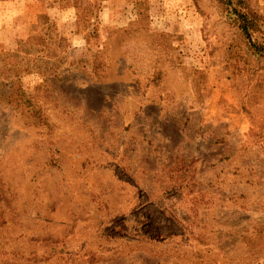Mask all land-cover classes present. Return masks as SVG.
<instances>
[{
    "label": "rangeland",
    "instance_id": "rangeland-1",
    "mask_svg": "<svg viewBox=\"0 0 264 264\" xmlns=\"http://www.w3.org/2000/svg\"><path fill=\"white\" fill-rule=\"evenodd\" d=\"M55 2H76L50 20L60 43L41 44L40 18L33 44H0L33 54L0 61L45 110L33 124L0 108L4 254L15 243L33 247V264H264L260 118L228 104L229 68L209 54L216 24L193 0ZM58 64L69 71L54 78ZM145 226L171 237L139 242L131 233ZM206 248L208 262L195 255Z\"/></svg>",
    "mask_w": 264,
    "mask_h": 264
},
{
    "label": "trees",
    "instance_id": "trees-1",
    "mask_svg": "<svg viewBox=\"0 0 264 264\" xmlns=\"http://www.w3.org/2000/svg\"><path fill=\"white\" fill-rule=\"evenodd\" d=\"M193 4L198 14L203 17L206 27L209 24V28H212L216 24L219 30L217 31L216 38L211 41L212 45L209 49V54L212 55L217 51L218 54L216 56L223 57L229 68L232 100L228 104L235 112L260 118L257 130L258 142L264 143V114L257 116L259 111L264 110V84L260 79L261 74L264 73V5H260L258 0H193ZM68 6L76 7V2L70 3ZM40 18L44 19L45 24L48 23V25L43 26L45 31L41 38V44L50 49L53 44H57L56 41L60 43V40H63V38L59 35L56 27L50 23L46 14H40L38 17V22L42 24V21L39 20ZM39 23L33 27V31L38 29ZM50 28L55 32L54 34ZM258 33L261 34L259 35ZM155 35H157V32ZM158 35L166 34L158 33ZM203 38L205 41L207 40L206 32H203ZM26 42L33 44L31 38L27 39ZM18 50L16 49L11 52L0 47V56L4 55L5 61L8 58L9 63L14 60L11 65L16 64L19 60L24 62V64H31L33 54L29 50H25L23 55H17ZM176 51L180 55L182 54V50L177 49ZM43 55L51 58L47 53ZM52 56L56 57L60 63L64 59L58 53ZM170 60L173 62L176 61V58H171ZM1 64L0 61V108L10 110L11 114L19 113L22 115V118L28 119L35 124L36 120L44 115L45 110L38 106L34 94L26 92L21 84L14 79L11 75L12 68H3L5 65L2 66ZM177 65H182V62H178ZM128 66L130 67V65ZM196 68L192 66L191 69L188 68V77L192 74L198 77V73L195 72L198 71ZM9 70L10 74L8 75L6 72ZM68 71V68L65 70L61 67V64H58L56 67H53L51 76L57 78L61 73ZM132 71L136 74L134 70ZM167 74L165 70L159 67L157 70H152L150 78L154 85L160 86L162 79L166 78ZM141 81L135 80L136 85L141 91H145ZM45 82L48 83L49 80L47 79ZM196 82V87L200 91V80ZM8 187L9 183L5 181V178L2 179V172L0 171V200L7 197ZM3 211L4 206L0 204V230L5 223ZM146 226L143 227L145 231L131 233V235L138 239L139 242L141 240H167L168 237H171L169 233L163 234L157 231H153L154 233L150 234L147 231L151 229H147ZM0 239H2L1 236ZM211 251L213 250L210 248H206L205 250L198 249L195 255L205 257L206 262H208L207 253ZM0 264H33V247L29 246L25 248L24 245L12 243L11 251L4 254V248L0 246Z\"/></svg>",
    "mask_w": 264,
    "mask_h": 264
},
{
    "label": "crops",
    "instance_id": "crops-1",
    "mask_svg": "<svg viewBox=\"0 0 264 264\" xmlns=\"http://www.w3.org/2000/svg\"><path fill=\"white\" fill-rule=\"evenodd\" d=\"M56 4L55 0H0V44L15 47L17 39L27 37L38 23L40 14L53 21L55 14L61 18L59 11L76 12L72 6L54 7Z\"/></svg>",
    "mask_w": 264,
    "mask_h": 264
}]
</instances>
